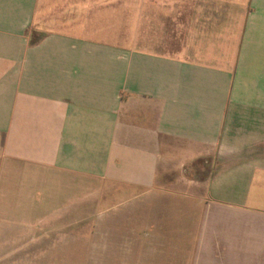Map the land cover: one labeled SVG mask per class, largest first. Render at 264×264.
<instances>
[{
    "label": "crops",
    "instance_id": "0c3cea01",
    "mask_svg": "<svg viewBox=\"0 0 264 264\" xmlns=\"http://www.w3.org/2000/svg\"><path fill=\"white\" fill-rule=\"evenodd\" d=\"M109 1L0 0V264H264V0Z\"/></svg>",
    "mask_w": 264,
    "mask_h": 264
},
{
    "label": "rangeland",
    "instance_id": "374dc122",
    "mask_svg": "<svg viewBox=\"0 0 264 264\" xmlns=\"http://www.w3.org/2000/svg\"><path fill=\"white\" fill-rule=\"evenodd\" d=\"M169 1V0H168ZM183 0H174V1H169L168 6H173L175 5H180ZM110 5L114 7L116 10L114 11V14L109 16L110 19L114 20L113 23V30L115 33V38L119 40L123 39H131L132 42H135L137 44V40L139 38L140 34V28L141 24L142 25V31L145 35V31L148 30L150 31L152 36L155 34V30H158V33L161 36H164L166 34V37H169L172 27L175 25L171 24V21L169 20L168 17L170 16H164L161 14H155V8L158 6H161L160 2H157L156 0H110ZM172 2V3H171ZM185 2V0H184ZM213 2V1H212ZM214 4V3H213ZM212 4V5H213ZM246 5V3L244 2ZM249 5V3H248ZM232 9L235 7L233 5ZM238 3L237 6L238 7ZM127 9L129 10L128 13L125 12V15L123 14V10ZM143 8V9H142ZM246 9L245 7H243ZM147 10V15L145 13H141V11ZM235 13L233 10L229 12L228 14V23H233V20L235 18ZM238 13V12H237ZM239 14H237L238 16ZM187 16L181 15L180 18H184L185 24H187ZM213 17V15L211 16ZM243 17V18H242ZM239 16V18L243 21L245 19V15ZM143 21V23L141 22ZM230 23V24H231ZM184 24V25H185ZM173 25V26H172ZM226 28V27H225ZM185 31V26L184 29ZM179 32L180 36L183 35V32ZM165 32V33H164ZM154 38V37H152ZM170 42V41H168ZM170 44V43H168ZM171 46V45H170ZM169 45H167L164 50H168L171 48ZM177 47V46H176ZM175 48V47H174ZM121 207V206H120ZM123 208V206H122ZM121 208V210H122ZM107 208H100L101 211H104L103 213H106ZM104 214V215H106ZM87 219V218H86ZM85 219L83 223V244H82V254L78 256H71V255H49V254H36V256L33 258L34 262L33 264H122V258L123 256H113V255H108L105 253H100V254H94L91 253L92 251V243H95V240L90 238V231H91V223L90 221H87ZM99 246H106L105 240H99ZM12 248V247H11ZM44 248L41 249H45ZM10 249V248H9ZM13 255H7V254H2V263L1 264H7L9 258H11Z\"/></svg>",
    "mask_w": 264,
    "mask_h": 264
}]
</instances>
